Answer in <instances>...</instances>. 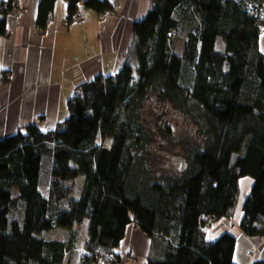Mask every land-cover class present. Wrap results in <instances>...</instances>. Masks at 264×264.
Masks as SVG:
<instances>
[{"label": "trees", "instance_id": "16d2710c", "mask_svg": "<svg viewBox=\"0 0 264 264\" xmlns=\"http://www.w3.org/2000/svg\"><path fill=\"white\" fill-rule=\"evenodd\" d=\"M65 1L69 14L82 3L111 10L107 0ZM12 2L0 6V38ZM56 2L40 0L41 32ZM263 38L264 0H152L134 24L135 68L130 59L77 87L56 129L28 124L0 140V264H67L72 230L86 221L82 264H120L130 226L150 239L147 264H235L236 237L212 241L207 231L234 217L250 178L240 227L264 238ZM150 98L185 114L201 137L178 169L151 166ZM159 118L157 130L172 136ZM58 228L71 234L50 239Z\"/></svg>", "mask_w": 264, "mask_h": 264}, {"label": "crops", "instance_id": "0c3cea01", "mask_svg": "<svg viewBox=\"0 0 264 264\" xmlns=\"http://www.w3.org/2000/svg\"><path fill=\"white\" fill-rule=\"evenodd\" d=\"M9 1L0 0V6ZM107 1L113 14L106 19L82 3L79 11L86 21L63 28L68 3L57 0L54 20L41 32L37 27L40 0H13L6 35L0 38V74L12 77L8 84L0 83V140L28 124L45 131L56 129L69 117L68 103L77 87L99 75H117L131 59L134 24L147 16L152 0ZM11 13H22V17ZM240 186L244 194L234 217L213 223L208 238L213 241L230 233L236 237L235 264L264 262V238L249 237L240 227L242 204L252 180L242 179ZM149 252L150 239L130 226L118 250L120 264H133L132 259L134 264H147Z\"/></svg>", "mask_w": 264, "mask_h": 264}, {"label": "rangeland", "instance_id": "374dc122", "mask_svg": "<svg viewBox=\"0 0 264 264\" xmlns=\"http://www.w3.org/2000/svg\"><path fill=\"white\" fill-rule=\"evenodd\" d=\"M264 50V38L262 39ZM131 65L136 67V60L131 59ZM144 119L148 123L149 129H154L151 140L148 143V158L151 162V166L155 171H171L183 166L185 162V156L188 152L196 147V143L201 140L196 126L191 120L183 113L175 110L169 103H161L156 98H150L147 100L144 111ZM160 117L165 119V122L172 127V136H166L162 131L157 130L156 123L161 122ZM163 121V120H162ZM77 195L80 192V181L76 186ZM46 193V190H43ZM242 192L243 188H242ZM240 194L239 204L242 202V196ZM224 223V220H221ZM86 224L79 225L73 228L72 233H76V241L74 250L68 255L67 264H82V254L84 246V237L87 233ZM70 231L58 228L57 231L48 236L50 239H65L70 235ZM136 259H132L131 263H135Z\"/></svg>", "mask_w": 264, "mask_h": 264}, {"label": "built area", "instance_id": "2783aa9c", "mask_svg": "<svg viewBox=\"0 0 264 264\" xmlns=\"http://www.w3.org/2000/svg\"><path fill=\"white\" fill-rule=\"evenodd\" d=\"M13 14L16 15L15 16L16 18H21L22 17V13H11V15H13ZM110 15H112V11L111 10H106L104 13H99V18L101 20H104ZM85 21H86V19H85L84 15L82 14V12L77 11L75 13L68 14V16L63 18L61 20V25H62L63 28H69V27H71L73 25L84 23ZM11 79H12V77H11V75L9 73H1L0 74V83L8 84L11 81ZM76 94L80 95V92L76 91ZM205 219L207 221L210 220L211 222L213 220L211 217H206V216H205Z\"/></svg>", "mask_w": 264, "mask_h": 264}]
</instances>
